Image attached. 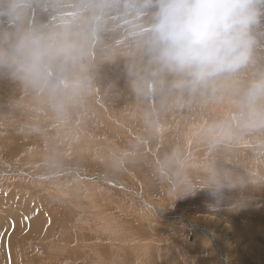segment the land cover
Instances as JSON below:
<instances>
[{"label":"rangeland","instance_id":"rangeland-1","mask_svg":"<svg viewBox=\"0 0 264 264\" xmlns=\"http://www.w3.org/2000/svg\"><path fill=\"white\" fill-rule=\"evenodd\" d=\"M153 11L146 0H0V43L67 32L86 53L63 67L74 88L0 72V264H225L226 248L232 264H264V128L239 118L264 38L235 77L179 90L149 63ZM213 173L237 183L218 206L207 190L171 191ZM246 220L261 235L242 234Z\"/></svg>","mask_w":264,"mask_h":264},{"label":"clouds","instance_id":"clouds-1","mask_svg":"<svg viewBox=\"0 0 264 264\" xmlns=\"http://www.w3.org/2000/svg\"><path fill=\"white\" fill-rule=\"evenodd\" d=\"M146 4L154 9L144 41L149 63L153 75L173 77V88L194 93L256 63L264 38V0H146ZM85 54L83 44L67 32L28 30L0 43V72L36 87L74 88L79 82L62 70ZM54 65L61 69L55 79ZM241 109L245 129L264 128V73L249 80ZM161 174L166 176L164 169ZM236 187L229 177L213 173L205 184L174 185L171 191L186 197L207 190L215 207Z\"/></svg>","mask_w":264,"mask_h":264},{"label":"bare ground","instance_id":"bare-ground-1","mask_svg":"<svg viewBox=\"0 0 264 264\" xmlns=\"http://www.w3.org/2000/svg\"><path fill=\"white\" fill-rule=\"evenodd\" d=\"M216 219V218H215ZM245 220V219H244ZM189 221V220H188ZM243 221V220H242ZM187 222V221H186ZM233 222V221H232ZM241 221H240V219H237L236 221H235V224H234V227L235 228H237L236 226H240V223ZM246 222H247V220H246ZM258 222L259 221H256L255 220V224H252L251 222H247V228L244 230V231H242L241 233L242 234H245V235H251V236H253V235H257L258 233H259V235H261L260 234V232L259 231H256V228H254L256 225H258V227H259V224H258ZM189 223V222H188ZM190 223H193V220H190ZM194 223H195V221H194ZM246 224V223H245ZM192 225V224H191ZM198 225V224H197ZM254 226V227H253ZM233 227V226H232ZM206 229V228H205ZM238 230V229H237ZM259 230H260V227H259ZM240 231V230H239ZM229 246V245H228ZM230 247V246H229ZM231 249L232 248H229V249H225V251H224V253H223V256H224V261H225V264H232L233 262H232V256H233V254L231 253ZM226 255V256H225ZM226 257V258H225Z\"/></svg>","mask_w":264,"mask_h":264}]
</instances>
